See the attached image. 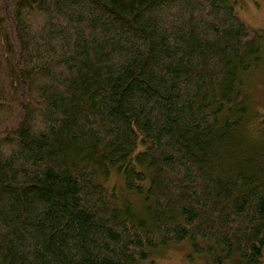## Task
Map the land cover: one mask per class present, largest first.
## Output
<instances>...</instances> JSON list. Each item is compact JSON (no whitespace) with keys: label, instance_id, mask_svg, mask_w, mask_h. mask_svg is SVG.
<instances>
[{"label":"trees","instance_id":"trees-1","mask_svg":"<svg viewBox=\"0 0 264 264\" xmlns=\"http://www.w3.org/2000/svg\"><path fill=\"white\" fill-rule=\"evenodd\" d=\"M261 32L231 0H0V264H261Z\"/></svg>","mask_w":264,"mask_h":264},{"label":"rangeland","instance_id":"rangeland-1","mask_svg":"<svg viewBox=\"0 0 264 264\" xmlns=\"http://www.w3.org/2000/svg\"><path fill=\"white\" fill-rule=\"evenodd\" d=\"M231 1L234 2L239 17L249 26L251 31H262L261 33L264 36V0ZM31 19L37 22L38 16H33ZM254 71L251 77L248 78L249 82L246 84H249V87H245H248L252 93L257 108L264 113V59L263 63ZM102 178L109 188L115 189L118 192L120 191L122 184L121 176H118L115 172H111L109 178ZM120 197L127 198L133 203H140V197L135 194L131 195L128 192H124V194H120ZM152 256L154 264H212L206 255H200L190 242L172 245L167 248L160 247ZM261 264H264V256Z\"/></svg>","mask_w":264,"mask_h":264}]
</instances>
